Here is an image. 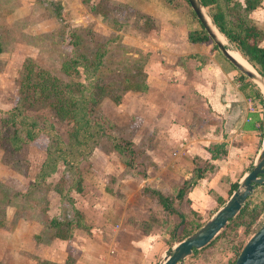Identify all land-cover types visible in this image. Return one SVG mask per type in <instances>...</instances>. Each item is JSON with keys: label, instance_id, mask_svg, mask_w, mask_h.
I'll return each mask as SVG.
<instances>
[{"label": "crops", "instance_id": "0c3cea01", "mask_svg": "<svg viewBox=\"0 0 264 264\" xmlns=\"http://www.w3.org/2000/svg\"><path fill=\"white\" fill-rule=\"evenodd\" d=\"M34 1H26L29 10L36 5ZM60 2L66 4L68 0ZM116 2L157 20L156 43L149 44L148 49L153 59L143 66L146 89L129 91L130 96L127 91L118 104H113L126 117L122 123L117 118L118 128L131 132L130 143L139 145L154 166L147 167L146 175L139 177L118 157L114 159L113 152L103 155L95 150L92 164L83 175L84 191L80 194V208L89 232L80 230L69 240L53 238L43 245L34 239L42 226L34 218L20 217L0 239V264H11L5 252L14 256L11 260L16 264H36L38 259L33 256L38 250L39 259L56 264H78L80 257L92 264H157L160 258L153 253L166 236L161 233L162 219L157 216L164 210L158 203L151 205L156 200L152 193L146 191L140 197L142 189H154L172 199L173 207L185 220L205 221L231 194L230 185L238 186L264 138V128L260 130L259 121L254 119L259 109H246L249 88L255 87L252 82L240 77L222 55L225 61L215 57L216 51H210L206 43L196 48L188 42L186 33L180 31L186 25L180 17L164 19L170 31L165 40L160 38L161 12L150 13L157 7L154 0ZM31 13L12 18L21 19ZM215 143H223V156L209 159L208 153L199 150ZM207 159L211 168L185 190L182 198L176 199L181 181H189L196 163ZM112 254L116 257L108 263Z\"/></svg>", "mask_w": 264, "mask_h": 264}, {"label": "rangeland", "instance_id": "374dc122", "mask_svg": "<svg viewBox=\"0 0 264 264\" xmlns=\"http://www.w3.org/2000/svg\"><path fill=\"white\" fill-rule=\"evenodd\" d=\"M26 1L0 0V111L9 109L16 102L18 92L15 79L22 63L27 58L32 61L35 68L47 71L60 81L78 80L83 82L84 75L79 67L66 70L63 64L68 62L72 50L86 57L88 55H94L95 52L102 51L101 65L96 72L103 82H109V78L116 79V84L112 86L115 91V96L117 95L115 87L117 89L122 87L118 85L117 80L120 81L123 74L127 75L128 72L134 71L135 69L133 67L139 69L138 74H136L137 79L139 81L144 79L143 66L146 60L153 59V53L148 50L150 49L149 44L156 43L157 39V32L155 31L157 29L155 26L157 20L155 18L148 15L154 19L149 26L145 22H143L144 24L137 22L136 15L141 12L127 4L116 2L120 0H86L88 3L87 6L81 0H68L66 4H61L60 0H35L36 5H33L34 7L30 6V10ZM154 1L157 7L151 9L150 13H155L156 11L161 12L158 16L162 21L163 27L161 33L163 36H160V38L165 40V36L168 35L167 32L170 31V26L164 21L166 17H169V21L173 18L177 19L180 17L186 22V25L182 27L183 30H180L181 34L182 31L186 33L187 30L199 27L191 16V9L185 2L186 0H173L170 4L164 3L162 0ZM132 2H137V0H132ZM56 3H59L61 7L60 19L54 16ZM23 7L25 8L23 9ZM204 10L207 14V10L205 8ZM26 11L30 13L32 11L30 16L21 19L12 18V15L16 14L17 16L20 13V15H23ZM249 16L264 34V0H262L258 8H255L249 13ZM194 44L196 48L202 45L200 43ZM206 44L211 45L210 43ZM259 46L264 47V38L260 40ZM214 54L215 57L225 61L220 52ZM251 67L258 73L255 67ZM127 95L130 96L131 92L128 91ZM113 97H107L102 100L99 112L103 114H114L120 119L119 122L122 123L126 117L124 116V112L122 113V110L114 108L113 104L115 103L111 99ZM115 110H117L116 113ZM23 111L26 115L40 114L45 116L52 123L55 133L61 139L65 140L70 128L69 123L56 118L46 108L24 109ZM9 130V128L3 127L0 123V194L2 191V194L4 192L6 195L4 198L12 196L11 204L5 207L6 213L9 220H12V215L20 216L23 219L29 217L34 218V221L42 226L38 234L40 233L43 237L41 243L46 245L50 243V237L52 235L50 228H48V222L57 214L59 207V193L56 189L64 187L65 185V181L61 179L63 166L61 163H58L55 171L48 175L45 181L36 184L32 190L23 196L13 195L15 192L26 191L27 183L33 179L45 157L44 145L46 139L44 136H40L35 141L24 145L20 151L13 153L1 145L2 137ZM120 130L121 135L125 139L130 138V131H124L123 128ZM134 149L135 152L132 156L125 155L120 157L118 154H115L116 152L113 151L112 147L106 141L96 148L103 155H109L110 151L113 152L112 156L114 159L116 157L119 159H132L135 165L131 173L137 174L140 177L141 174L146 175L145 171L147 167H153L154 165L149 164L148 156L143 153L139 145H135ZM5 162L11 166H5ZM126 169L128 170L129 168ZM143 187L146 186L143 185ZM143 192L147 193L142 189L140 197L144 194ZM71 194L75 197L74 205L77 211H79V213H75L76 217L79 218L81 215L83 221L87 223L83 211L80 208L82 201L80 195L74 192H71ZM1 198H3V195H0ZM134 203H137V201H134ZM156 203V200H153L151 205H157ZM136 207L139 208V206ZM157 217L160 220L162 219L160 225L161 233L164 232L166 234V236L164 235V240L156 245V250L153 253L159 259L171 251L174 243L170 247L168 245L174 239L170 237L169 230L175 225L173 221H178L179 218L176 213H167L165 211ZM164 218L165 220H163ZM263 218L264 209L256 222L251 226L247 235H244L242 228L238 227L223 242L217 241L213 246L200 252L188 264H229L234 257L235 250L232 247L243 245L247 238L260 225ZM77 220H80V218ZM87 225L89 224L87 223ZM53 229L51 230L53 231ZM5 232L6 228H0V239L2 236H5ZM77 232H80V230L77 229L75 233ZM39 254L40 251L38 250L37 254L33 256L34 260L40 258ZM3 255L7 262L11 264L17 263L11 260L14 256L11 257L6 252ZM115 257L116 254L110 255L108 263L113 262ZM78 264L92 263L88 260L84 261L80 257ZM94 264L99 263L96 262Z\"/></svg>", "mask_w": 264, "mask_h": 264}, {"label": "trees", "instance_id": "16d2710c", "mask_svg": "<svg viewBox=\"0 0 264 264\" xmlns=\"http://www.w3.org/2000/svg\"><path fill=\"white\" fill-rule=\"evenodd\" d=\"M162 1L167 4L173 2V0ZM81 2H84L86 6L88 4L86 0H81ZM261 2L262 0H199L201 6L207 10V14L216 29L224 36L232 48L238 51L264 78V47L259 46V42L264 38V34L249 16L251 11L261 5ZM60 8V4L56 3L54 7V16L56 18L60 16ZM190 13L199 27L188 30L186 32V40L190 43H210V51L218 52L216 46L212 44L209 36L197 21L194 13L191 10ZM136 17L137 22L142 24L145 22L148 26L154 20L148 15H144V13L137 14ZM102 54V51L95 52L94 55H88L86 57L72 50L68 62H65L63 67L66 70L79 67L84 75L83 82L78 80L60 81L47 71L35 68L32 61L27 58L22 63L15 79L18 92L16 102L9 109L0 111L1 125L10 129L2 137L1 145L10 152L20 151L24 145L35 141L40 136H44L46 139L44 145L45 157L33 179L27 183L26 191L15 192L13 195L23 196L32 190L36 184L45 181L47 176L55 171L58 163H61L63 166L61 179L65 181V185L64 187L56 189L59 193V207L57 214L48 222V228H50L52 234L50 239L69 240L77 229L85 233L89 232L90 227L83 221L81 215L79 216L80 220H77L79 218L76 217L75 213H79V211L75 208V197L71 192L79 195L83 193V175L92 164L90 159L97 146L106 141L120 157L125 155L130 157L135 152L134 146L130 143L129 139H125L121 135V130L117 125L118 117L114 114H103L99 112V108L104 98L114 96L111 99L115 104H118L125 91H144L146 89L144 79L140 81L137 79L136 74H138L139 69L133 67L135 69L134 71L128 72L127 75L123 74L120 80L122 82L117 80L118 85L122 87L118 89L115 87L117 93L115 96V91L112 86L116 84V79L109 78V82H103L96 72L100 68ZM197 56L195 55V57ZM237 73L240 77H244L239 72ZM248 92L251 94V97H257L259 99L257 108L260 113L254 119L259 121V128L263 130L264 112L262 110L264 107L261 101V94L254 86H251ZM41 108L48 109L52 112L53 116L70 124L65 140L61 139L55 133L52 123L45 116L40 114L26 115L23 111L24 109ZM199 150L208 153L209 159H215L225 154L223 143L202 146ZM120 160L126 168L133 170L135 164L132 159ZM208 164V159L201 164L196 163L192 178L189 181H181L179 184L175 195L176 199L182 198L185 190L192 186L197 179L201 178L207 168H211ZM4 165L7 167L11 166L6 162ZM141 176L144 177L145 175L141 174ZM236 187L237 184L232 183L229 193ZM143 190L152 193L157 203L165 212L177 214L179 222L169 230V235L174 241L184 239L204 222V220L200 222L185 220L184 216L178 213L173 207L172 199L154 189L148 190L144 188ZM0 195H3V198L0 199V228H6V230L10 231L20 216L12 215V220L8 219L5 207L11 204L12 196L4 198L6 195L4 192L2 194V191ZM221 203L222 201H220ZM263 209L264 186L261 185L253 189L239 212L228 220L225 228L205 247L199 250H192L191 255L182 264H188L200 252L213 246L217 241L223 242L238 227H241L243 234L247 235ZM42 238L40 233L34 236L36 242H41ZM172 244L173 242L168 246L170 247ZM241 247L242 245L232 247L235 250L234 257L229 264H233ZM36 264L56 263L38 259ZM66 264H69V262H66Z\"/></svg>", "mask_w": 264, "mask_h": 264}, {"label": "water", "instance_id": "95a60500", "mask_svg": "<svg viewBox=\"0 0 264 264\" xmlns=\"http://www.w3.org/2000/svg\"><path fill=\"white\" fill-rule=\"evenodd\" d=\"M186 2L220 54L240 74L252 82L264 98V94L259 85L260 81V84L264 87V78L254 69L255 73L244 68V66L229 53L228 48L216 39L214 33L206 23L207 14L199 3V0H186ZM211 24L213 25L212 22ZM256 185H264V138L249 170L243 175L238 182V186L231 192L225 202L195 231L184 239L174 242L170 253L162 256L157 264H181L191 255L192 250H199L205 247L222 229L225 228L228 220L233 218L239 212L246 198L252 193L253 188ZM233 264H264V218L257 229L244 242Z\"/></svg>", "mask_w": 264, "mask_h": 264}, {"label": "bare ground", "instance_id": "6f19581e", "mask_svg": "<svg viewBox=\"0 0 264 264\" xmlns=\"http://www.w3.org/2000/svg\"><path fill=\"white\" fill-rule=\"evenodd\" d=\"M206 23L208 24V26L210 27L211 31L214 33L216 39L220 42H222L229 50V53L238 61L240 62L244 68L248 69L249 71L254 72L253 68L251 67V65L238 53V51H236L234 48H232L227 41L225 40V38L222 36L221 33H219L216 28L211 24L210 19L206 16ZM259 85L261 87V91L264 94V87L262 84H260L259 81Z\"/></svg>", "mask_w": 264, "mask_h": 264}, {"label": "built area", "instance_id": "2783aa9c", "mask_svg": "<svg viewBox=\"0 0 264 264\" xmlns=\"http://www.w3.org/2000/svg\"><path fill=\"white\" fill-rule=\"evenodd\" d=\"M246 104H247V106H246L247 111L253 112L257 109L258 98L248 96L246 98Z\"/></svg>", "mask_w": 264, "mask_h": 264}]
</instances>
